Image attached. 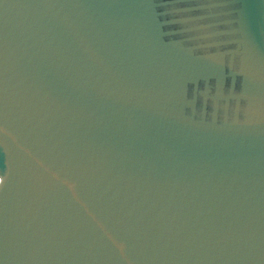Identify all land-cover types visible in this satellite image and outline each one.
Returning a JSON list of instances; mask_svg holds the SVG:
<instances>
[{
	"label": "water",
	"instance_id": "1",
	"mask_svg": "<svg viewBox=\"0 0 264 264\" xmlns=\"http://www.w3.org/2000/svg\"><path fill=\"white\" fill-rule=\"evenodd\" d=\"M0 264H264V0H0Z\"/></svg>",
	"mask_w": 264,
	"mask_h": 264
}]
</instances>
